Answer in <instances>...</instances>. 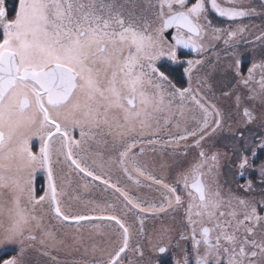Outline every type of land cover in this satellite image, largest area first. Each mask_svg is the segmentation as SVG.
<instances>
[{
    "label": "snow or ice",
    "instance_id": "1",
    "mask_svg": "<svg viewBox=\"0 0 264 264\" xmlns=\"http://www.w3.org/2000/svg\"><path fill=\"white\" fill-rule=\"evenodd\" d=\"M146 2L151 20L136 13L132 0H17L12 12L7 0H0V251L13 246L15 252L0 264H26L27 250L37 243L44 255L65 244L46 215L61 226L69 221L77 225L114 221L115 238L109 237L106 247L93 245V252L102 257L96 264H125L126 258L127 264H152L140 242L144 221L138 213L181 210L178 228H162L156 244L149 237L152 251L163 255L169 246L181 247L183 241L182 259L175 264H264V160L257 164L264 154V64L254 63L244 77L236 61L238 84L247 92L235 86L222 92L233 99L239 117L235 119L233 109L226 115L199 88L176 87L160 63L165 57L172 64L183 63L181 48L202 53L222 34L226 33L224 44L230 45L245 31L240 25L214 26L210 12L233 22L260 13L241 6L242 0ZM261 9L264 13V0ZM172 28L173 42L166 43L164 35ZM256 39L264 40V32ZM203 62L187 61L184 72L189 81L193 67ZM257 68L259 80L254 77ZM253 82L258 87H252ZM173 122L178 132L159 140ZM222 137L225 151L217 146ZM34 139L39 141L38 152L33 151ZM90 141L119 151V164L128 179L133 180L135 173L151 181L158 186L161 202L145 205L97 173L92 165H104L97 159L89 164ZM160 143L171 147L170 155L183 157L172 165L161 164L175 173L174 183L147 172L136 158L137 145ZM144 151L139 148L141 154ZM225 161L239 177L258 179L248 178L239 185L242 193L226 187L221 182ZM59 164L119 193L125 215L133 212L140 220L136 233L140 239L134 247L133 233L115 214V205H107L112 213L89 215L64 204L66 174L62 168L58 173ZM38 172L45 174L42 195L34 188ZM81 187L86 189L88 183ZM91 226L102 234L98 223ZM163 236L167 245L161 246Z\"/></svg>",
    "mask_w": 264,
    "mask_h": 264
},
{
    "label": "flooded vegetation",
    "instance_id": "2",
    "mask_svg": "<svg viewBox=\"0 0 264 264\" xmlns=\"http://www.w3.org/2000/svg\"><path fill=\"white\" fill-rule=\"evenodd\" d=\"M192 1L194 2V0H190V3ZM261 3H262V0H261ZM7 8L9 10V12H12V10L14 9V8H10V7H7ZM262 32H264V29L257 36H260ZM174 33H176L175 29H174ZM164 39H165L166 43H170L165 36H164ZM256 41L258 44H261V42L263 40H257L256 39ZM235 45L236 44H233L232 46H229V48H232ZM244 47H246V44ZM196 54H197L196 52H192L191 50L181 48L179 50V58L181 61H183V63L172 64V62L168 61L166 59V57L161 60L160 63L162 65V67L168 68V71L170 74V79H172V81L175 84L177 82L176 86L178 88L184 87V85H182L181 82H182V80H185V77H187L186 74H184V77H183V66L186 65L187 61L190 60L191 58H193L194 55H196ZM240 63H241V61H240ZM244 63H245L244 64L245 66L248 64V62H245V61H244ZM244 70H246V67ZM244 70H243V72H244ZM258 70H260V72L255 71V73H254V77L256 80H259L261 77V69L258 68ZM244 74H245V72H244ZM242 76L247 77L246 74L242 75ZM238 79H240V78L236 79L237 82H238ZM219 80H221V79L218 78V81ZM224 84H225V89L217 88V91L220 94H222L223 91H229V90L233 89V86L231 87V84L228 86L227 73L225 74ZM234 85L237 88L235 81H234ZM251 86L257 87L256 84L254 85V82L251 84ZM259 107L260 106L257 107V111L259 110ZM229 109H233V117L235 119H239V117L235 113V110L233 108V104L229 105L228 110ZM233 126H235V125H233ZM170 136H171L170 135V129L168 128L167 132H161L160 133L158 139L163 141V140H167ZM75 138L76 139L80 138L78 131L75 133ZM108 139H109V141L111 140L110 137ZM89 143L92 144L91 141ZM225 143H226V140L223 137L218 141L217 146L220 148L221 151L226 150L225 146H224ZM93 144L96 146V150H97L96 152H100L101 155L98 157V156H95L93 154V157H91L89 159V164L92 163V159H97L98 161H101L104 165L103 168H99V167H96L95 165H92L93 169L97 173L104 175L105 179H110V183L117 184L121 189L128 192V194L132 198L138 199L140 202L144 203L145 205H147L148 203H152V202H155L157 204H159L161 202V197L159 195V192L156 190L158 188V186L152 185L151 181L144 180L143 177L137 178L135 176V173H132L133 180L128 179V176L124 173L122 167L119 164V151L112 149L110 144L107 147L103 146V145H97L95 143H93ZM32 146H33L34 152L39 151V141L37 139L33 140ZM140 147L145 148V151L142 154L139 152ZM153 149H155V151H153ZM134 152L136 153V158H139L138 160L141 162V164L143 166H146L147 172L151 173L152 175H154L158 178L163 177L166 180V182H168V183H174L175 173L172 172L170 170V168H168V170H165V167H161V164L171 165V163L166 162V161H171V160L177 158V155H175V154L170 155V153L172 152L171 147L164 145L162 143L156 144V145L141 144V145H137V147L134 149ZM166 155H168L167 160H166ZM193 155H194V151H193ZM172 157H174V158H172ZM62 159L63 158L61 157V160ZM261 160H264V154H261L259 159H257V164H259ZM56 168H57L58 173H59V170L62 168L64 173L66 174V177H65L66 183L64 186L66 193H69V192L74 193V192H82V191L84 192V191H86V189L94 190L95 194H96V199H97V206H99V207H96V215H101V214L106 215V214L112 213L113 209L107 208V205L109 203H111V204L115 205V214L118 215L119 217H121L125 221V223L130 227L131 231H132L133 227H136V230H137L136 232H138V230L141 227L140 220L137 219L136 215H134L133 212H128L127 215H125L126 209L124 208L123 198L120 197L119 193L115 192L114 189L106 186L105 184L101 183L100 181H92L90 177L81 179L83 174L77 175L76 172L70 171L68 169L67 165H65V164L56 165ZM166 172L168 175H166ZM248 178L256 180V179H258V176L249 177V175L246 174L244 177H239L236 174V170L234 168L229 167L227 164V161L224 162V167L222 169L221 182L225 183L226 187L230 186L234 191L238 190V191H241V193H242V189H239L238 186L241 184H244ZM136 179H139V181H140L139 184H137L135 182ZM77 181L79 183H82V185L85 183H88V187L85 189V188L81 187L80 184H78V185L72 184V183H76ZM44 186H45V174L43 172H38L36 175L35 181H34V188L37 192V195L43 194ZM76 186H77V188H76ZM181 191H182V189H181ZM70 195H72V194H70ZM68 196H69V194L67 195V199H66V195L62 197V200H63L65 205L71 204L70 198H68ZM80 198H81V196L78 199H80ZM81 209L82 208L77 209L76 207H71V210L73 212H77V213H80ZM101 209H104L103 213H101ZM36 211H37V209H36ZM133 211L138 213V210H133ZM167 213L171 214L170 216H174V217L176 216V218H175L176 222L173 220V222L167 223V221H166ZM167 213H160V214L138 213L139 216L144 221V223H143L144 239L140 242L144 246L146 255L151 256V253L154 252V254L157 257V264H175V262L177 260L182 259L181 249L185 246L184 242L181 241L180 242L181 247L169 246L167 252L164 253L163 255L151 250V245H149V243H148L149 237L152 238V243L155 242L154 244H156L159 241L160 236L162 235V228L168 227V228L175 230L176 228H178L180 226L179 220L181 219V216H182V210L180 212L169 211ZM262 214H264V213H262ZM134 220L137 221V223H134L135 222ZM48 221L53 226L55 225L53 227L54 229L58 228V227H56L54 220H51L49 218ZM83 222H85V221H83ZM95 222L100 225L99 231L102 234H98V235L101 236L100 241L103 240L102 247H106L108 238L109 237L115 238V236H116L115 229L117 228V226L115 225L114 221L101 220V221H95ZM131 222L134 224L133 227L131 226ZM66 224H67V226H72V224H76V223L74 221H69ZM63 228H64V230L60 233L61 236L60 235L59 236H60V238H63L62 240L65 242V247H64L65 249L61 250L59 248V245H58L56 248L49 249L48 255H44L43 246H41L37 243L36 247L30 248L27 250V253H28V251H31L33 253L34 257H36V259H34L35 263H37V261H38L37 258H41L39 256H42L44 258H41V259L45 260L44 262H48L50 264H60L61 261H63V263H66V264H75V263L79 264V261H80L79 259L71 260V257L75 256V254H76L74 249H72V248L66 249L67 244H66L64 236H66L65 233L68 231V229L66 228V225L61 226V230ZM68 228L72 229L71 227H68ZM61 230L59 229V231H61ZM170 234H174V232L170 233ZM36 235L39 239V233L38 232L36 233ZM173 244H175V241H173ZM164 245H167V236H163V244L161 246H164ZM98 247H101V245L98 244ZM187 247L190 250V243L187 245ZM27 253H26V256H27ZM14 254H15V252L13 251V246H8L5 250L0 251V261H2V259L8 258ZM26 256H25V260H26ZM53 256L56 258L55 259L56 263L55 262L54 263L49 262V260L53 261V259H50L48 257L52 258ZM101 258L102 257H101L100 252L97 251V254H95V258H94L96 260L95 262L99 261ZM125 264H127V258L125 259Z\"/></svg>",
    "mask_w": 264,
    "mask_h": 264
},
{
    "label": "rangeland",
    "instance_id": "3",
    "mask_svg": "<svg viewBox=\"0 0 264 264\" xmlns=\"http://www.w3.org/2000/svg\"><path fill=\"white\" fill-rule=\"evenodd\" d=\"M127 2V0H125ZM193 2V1H192ZM223 4L224 0H219ZM132 3L136 5L135 11L137 14H142L145 17H147L149 20H151L152 14L151 9L148 8L146 0H132ZM261 0H242L241 6L243 7H254L257 10V15L240 18L237 21H228L227 18L218 17L215 13L210 12L209 18L212 22V24L219 28H235L237 25L245 26V31L241 33L238 37L234 38L230 45L224 44V38H226V33L222 34V38L220 40H211L210 46L207 48L206 51L202 53H197L194 55L193 58L190 60H203L204 62L199 65H195L191 72V81H189V77L186 74L187 77H185L184 87H189L191 84L192 89L195 91L196 89H200L201 94L205 95L209 100L216 103L218 107H221L225 110V113L227 115L228 107L230 104H233V99L231 97H224L222 94H220L217 91V88L225 89L224 84V78L225 74L227 73V82L228 86L231 84V87L234 88V81L236 82V86L239 91L241 92H247V89L244 88L242 85L238 84L236 81L237 78H240L236 75L234 68L236 66V61H241L239 67L241 70V75H248V68H250L254 63L255 64H264V40L261 42V44H258L256 41V36L264 29V13H262L261 9ZM131 7V5H129ZM215 14V15H214ZM206 43L208 42V38H205ZM233 44H236L234 47L229 48V46H232ZM246 44V47H244ZM233 49L235 50V54H233ZM245 58V59H244ZM245 62H248V64L245 66ZM188 67V64L183 66V77H184V69ZM246 67V70H244ZM243 68V69H242ZM245 74H244V72ZM256 72H260L258 68L256 69ZM218 78L221 79L218 81ZM239 80V79H238ZM256 80V79H255ZM199 81V83H198ZM177 85V82L176 84ZM205 85H210V89L206 87ZM255 85V83H254ZM177 87V86H176ZM258 87V85H257ZM256 106H259V102H256ZM170 129V135H174L178 132V130L174 127V122L172 125L169 126ZM189 143H191V140H189ZM91 146V152L93 154L96 153V146L92 143H90ZM193 155V151L189 153V159H191ZM93 157V155H92ZM174 158V157H172ZM139 159V158H137ZM168 159V155H166V160ZM183 159V157L177 155L176 159H173L171 161H166L171 163V165L174 163V161ZM93 167V166H92ZM169 167H165V170H168ZM166 175L167 172H166ZM75 185H82V183H79L78 181L76 183H72ZM77 188V186H76ZM69 194L68 198H70V205L71 207H76L77 209H81L80 213L89 214V215H96V207H97V199L96 194L94 190L86 189V191L82 192H74V193H67ZM72 194V195H70ZM81 196L80 199H78ZM72 197H75V199H72ZM85 197V198H84ZM67 206V204H66ZM67 209V208H66ZM95 209L93 212L92 210ZM47 212V205H45V213ZM37 213L38 215L41 214V209L37 207ZM171 214L166 215V221L173 222V220L176 222V219H173L174 216H170ZM51 219L50 215H46V219ZM176 218V216H175ZM135 221V220H134ZM49 222V221H48ZM53 222V221H52ZM56 224V227H58L61 230V225L57 224L56 221H54ZM96 223L95 221H85L81 224H72V226H67L66 228L68 231L65 233L66 236H64L66 241V249L72 248L75 251V256L71 257V260L79 259V264H96L95 254L97 252H93V245L100 244L102 247V241H100V235L97 234L96 229L92 228V224ZM134 223H137L135 221ZM55 226V225H54ZM131 226L133 227L134 224L131 222ZM71 227L72 229L68 228ZM77 227H79V232H77ZM64 230V228L61 231H57V237L60 238V233ZM85 230V231H84ZM53 231H56V228H53ZM136 227L132 228V246L134 247L139 240V236L136 234ZM39 233V232H38ZM64 234V235H65ZM156 234V233H155ZM60 235V236H59ZM79 237V242H76L75 238ZM155 242H153L154 244ZM65 244L59 245V248L65 249ZM132 253L129 252L128 256H131ZM41 258H44L42 256H39ZM41 258H37V263L34 262L33 253L31 251H28L26 256V264H50L48 262H44L45 260H42ZM52 259L51 257H48ZM152 258V264H157V257L154 254V252L151 253ZM49 262L54 263L55 260H49ZM56 263V262H55ZM60 264H66L63 263V261L60 262ZM77 264V263H75Z\"/></svg>",
    "mask_w": 264,
    "mask_h": 264
},
{
    "label": "water",
    "instance_id": "4",
    "mask_svg": "<svg viewBox=\"0 0 264 264\" xmlns=\"http://www.w3.org/2000/svg\"><path fill=\"white\" fill-rule=\"evenodd\" d=\"M174 29H175V28H172V29L167 30V32H166L165 35H164L170 43L173 42V41H172V36L175 35V33H174ZM188 50H190V49H188Z\"/></svg>",
    "mask_w": 264,
    "mask_h": 264
},
{
    "label": "trees",
    "instance_id": "5",
    "mask_svg": "<svg viewBox=\"0 0 264 264\" xmlns=\"http://www.w3.org/2000/svg\"><path fill=\"white\" fill-rule=\"evenodd\" d=\"M16 3H17V0H7V7L14 8ZM181 84L184 85L183 80H182Z\"/></svg>",
    "mask_w": 264,
    "mask_h": 264
}]
</instances>
